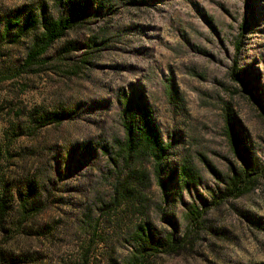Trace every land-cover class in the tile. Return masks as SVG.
<instances>
[{
  "label": "rangeland",
  "instance_id": "obj_1",
  "mask_svg": "<svg viewBox=\"0 0 264 264\" xmlns=\"http://www.w3.org/2000/svg\"><path fill=\"white\" fill-rule=\"evenodd\" d=\"M136 99L159 143L128 167ZM233 147L264 161V0H0V264H264V170L224 193ZM129 169L142 198L112 202Z\"/></svg>",
  "mask_w": 264,
  "mask_h": 264
},
{
  "label": "trees",
  "instance_id": "obj_2",
  "mask_svg": "<svg viewBox=\"0 0 264 264\" xmlns=\"http://www.w3.org/2000/svg\"><path fill=\"white\" fill-rule=\"evenodd\" d=\"M70 23L71 17L67 16L46 19L42 24V43L26 54V61L40 54L50 42L61 36L70 26ZM121 124L123 137L116 152L122 161V165L129 167L134 158L141 159L149 153L154 154L159 143V136L143 102L139 99L128 101L121 115ZM228 133L231 141H234L235 138L230 134L231 131L228 130ZM233 148L238 155V165L236 167L231 166L230 171L221 178V190L228 195L236 196L252 187L256 176L264 170V161H249L246 159L247 156H243L238 148ZM142 184H144L142 173H135L129 169L124 176L116 177L111 183V201L126 200V202H130L141 199L143 196ZM1 205L2 203H0ZM135 235L139 241V255H143L146 250L150 252L159 250L158 246L162 241L152 240V231L146 224L139 225L135 229Z\"/></svg>",
  "mask_w": 264,
  "mask_h": 264
}]
</instances>
